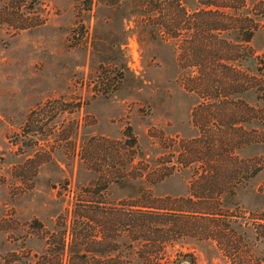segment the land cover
Returning a JSON list of instances; mask_svg holds the SVG:
<instances>
[{"label": "rangeland", "instance_id": "374dc122", "mask_svg": "<svg viewBox=\"0 0 264 264\" xmlns=\"http://www.w3.org/2000/svg\"><path fill=\"white\" fill-rule=\"evenodd\" d=\"M169 1L0 0V264H264V0Z\"/></svg>", "mask_w": 264, "mask_h": 264}, {"label": "trees", "instance_id": "16d2710c", "mask_svg": "<svg viewBox=\"0 0 264 264\" xmlns=\"http://www.w3.org/2000/svg\"><path fill=\"white\" fill-rule=\"evenodd\" d=\"M162 3L159 2V4ZM201 4L204 6L196 10L194 14H230L226 12V9L232 10H239L241 7L244 6L243 0H201ZM167 8L170 11H173V14H187V7L185 6L183 0H170L167 4ZM225 9V10H224ZM180 12V13H179ZM243 21V23H242ZM240 23L244 27V19H240ZM218 26L222 25L220 23L217 24ZM232 25V24H231ZM217 26V27H218ZM235 26V25H234ZM246 41L250 40L254 36V31H250L246 28ZM199 200H203L205 196L197 197ZM188 201L194 202L192 197L187 198ZM209 203V201H206ZM195 203V202H194ZM210 204V203H209ZM178 207V206H177ZM115 212L116 221L117 223L121 224L119 228V236L118 237H130L133 241L138 242L142 245V249L144 253L142 254L141 263L142 264H150V257L153 256V252L161 251L157 247L160 246L161 243H164L166 237V228L171 226L172 220L177 221L183 217L184 213H189V215L196 216L197 211L193 212H186L179 208H169L167 206H152V205H134L133 208L123 209L119 208L116 209ZM204 210V208H203ZM207 211L213 210L211 208L205 209ZM201 214L211 215V212H201ZM196 213V214H195ZM127 224L131 227L129 230L124 228V225ZM123 225V226H122ZM169 225V226H167ZM264 225V224H263ZM168 228V229H169ZM133 236H131V234ZM150 243H153L155 247L151 248V250H147L146 248ZM157 243V244H156ZM159 244V245H158ZM155 248L157 250H155ZM77 250H74V252ZM153 251V252H152ZM147 252V254H145ZM76 256L72 254L70 257L69 264H81L80 262L76 261V259L86 258L85 254L77 251ZM145 256V257H143ZM60 261V258H58Z\"/></svg>", "mask_w": 264, "mask_h": 264}]
</instances>
